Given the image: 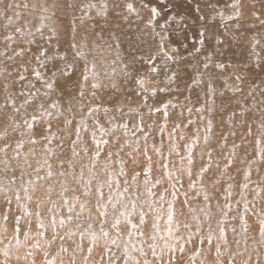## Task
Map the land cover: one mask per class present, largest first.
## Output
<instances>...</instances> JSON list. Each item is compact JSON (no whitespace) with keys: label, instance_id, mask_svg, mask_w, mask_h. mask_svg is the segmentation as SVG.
Returning <instances> with one entry per match:
<instances>
[{"label":"rangeland","instance_id":"rangeland-1","mask_svg":"<svg viewBox=\"0 0 264 264\" xmlns=\"http://www.w3.org/2000/svg\"><path fill=\"white\" fill-rule=\"evenodd\" d=\"M0 264H264V0H0Z\"/></svg>","mask_w":264,"mask_h":264},{"label":"snow or ice","instance_id":"snow-or-ice-1","mask_svg":"<svg viewBox=\"0 0 264 264\" xmlns=\"http://www.w3.org/2000/svg\"><path fill=\"white\" fill-rule=\"evenodd\" d=\"M201 19H203V17L201 16L200 17ZM259 18V17H257ZM182 19V17H181ZM202 34V33H201ZM190 39V38H189ZM220 43H222L223 41H219ZM200 43H203V41L201 40ZM70 47H75L74 44H71ZM173 50L174 51H179V48H177L175 45L173 46ZM209 61H211V56H209ZM205 68L209 67V64H205L204 65ZM217 67L220 69V70H224L226 67H231V64L230 63H226V62H217ZM56 71H60V69L58 67L54 68L53 69V72H56ZM62 75H65V76H70L71 73H66V72H62ZM82 78L84 81H87L88 79V76L86 74H82ZM55 84V81H53L52 84H49L48 86L49 87H53ZM97 85L93 84V87H96ZM81 96L83 95V91L81 90L80 93H79ZM54 106V105H53ZM150 173H146V175H149ZM49 175H51V173H49ZM65 204H67V201H65ZM70 211H71V208H70ZM68 219H71V217H68ZM53 223H55V220L53 219ZM61 225H63L64 223V219L62 218L61 221H60ZM40 227H43V224L42 222L39 224ZM135 227V225H133Z\"/></svg>","mask_w":264,"mask_h":264}]
</instances>
